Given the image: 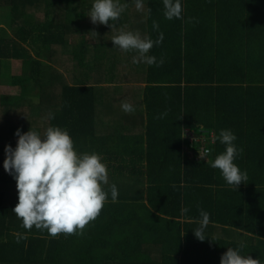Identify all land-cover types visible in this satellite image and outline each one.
Wrapping results in <instances>:
<instances>
[{"label":"trees","instance_id":"trees-1","mask_svg":"<svg viewBox=\"0 0 264 264\" xmlns=\"http://www.w3.org/2000/svg\"><path fill=\"white\" fill-rule=\"evenodd\" d=\"M92 3L0 0L13 12L5 23L10 28L0 26V82L8 78L20 89L19 98L1 106L42 98L59 52L75 78L61 85L41 125L8 118L7 136L0 133V264H220L227 248L241 243V255L264 264V0H181L182 13L172 19L163 0H143L141 9L135 0H119L125 11L112 22L114 31L87 17ZM120 30L150 37L155 63L114 47ZM9 60L12 71L4 67ZM122 102L144 107V133L133 145L97 126L99 109L115 115ZM50 126L66 129L78 153L119 154L108 163L101 156L109 195L99 215L83 230L56 237L22 227L13 214L16 181L3 168L5 147L18 139V129L43 135ZM221 129H230L243 149L235 163L248 180L237 190L206 161L224 151L215 139ZM186 131L200 140L185 138ZM201 210L210 217L205 241L192 232Z\"/></svg>","mask_w":264,"mask_h":264},{"label":"clouds","instance_id":"clouds-1","mask_svg":"<svg viewBox=\"0 0 264 264\" xmlns=\"http://www.w3.org/2000/svg\"><path fill=\"white\" fill-rule=\"evenodd\" d=\"M135 3L138 9L144 6L143 0H135ZM163 3L168 19L180 17L181 0H163ZM124 11L119 0H93L87 17L94 25H105L114 31L116 25L112 22L118 21ZM111 41L121 51H135L145 63H155V57L150 55L154 46L150 37L120 30ZM121 108L125 112L134 110L127 102H122ZM15 135L18 137L16 147H5L3 168L16 181L18 204L13 214L21 220L22 227L46 230L52 237L83 230L99 215L109 195L104 187L108 184L107 166L101 156L95 152L78 153L69 132L58 126L48 127L43 135L31 128L23 134L18 129ZM215 139L224 145V151L206 161L219 170L229 187L237 190L248 180L247 172L235 163L243 149L237 148V137L230 129H221ZM204 155L207 157L208 152ZM110 191L115 201L116 186L112 185ZM187 212V208L181 209L182 214ZM200 216V226L192 232L198 240L205 241L204 229L210 217L203 210ZM244 247L243 243L237 248L228 247L220 264H260L259 259L241 255Z\"/></svg>","mask_w":264,"mask_h":264},{"label":"rangeland","instance_id":"rangeland-1","mask_svg":"<svg viewBox=\"0 0 264 264\" xmlns=\"http://www.w3.org/2000/svg\"><path fill=\"white\" fill-rule=\"evenodd\" d=\"M32 1V0H27ZM13 14L12 10L10 11L9 8H3L0 7V20L1 24L0 26H5L6 28H10L9 24H5L9 18ZM24 14L16 15L14 20V25L18 23L23 17ZM12 17V16H11ZM34 22V19L29 17L27 19V24H31ZM8 26V27H7ZM9 32H13V30L9 29ZM59 59L55 57V65H56V72L53 73L52 78H50L49 82H52V85L47 86L46 92L43 94L42 98L36 97V98H28V99H19L20 103H14L13 107L11 106H1V103L4 99L10 98V97H20V89L14 88L12 85L10 86L8 78L3 79L2 82H0V133L2 136H7L8 133V127L6 126V122L8 118L12 120L13 123H19L20 125L25 126H34V125H41L40 122L43 119L48 118L49 111L51 110V106L54 102L57 101V95L60 92V87L63 83L68 82L72 83L74 82L75 78H71L70 75H68V71L66 70V64L67 59L59 52L58 55ZM62 57V58H61ZM4 67L10 68L11 71L15 68V65L12 60L5 61ZM20 70V69H19ZM13 73V72H12ZM123 83H120L118 85H121ZM137 85V82H130L129 86H135ZM18 95V96H17ZM45 96V98H44ZM19 102V101H18ZM187 137V135H186ZM192 138V136L190 137ZM18 140V139H17ZM17 140L12 141L9 145L14 149L16 147ZM196 140L199 141L196 137ZM16 191L15 189H11L9 192V200L14 201Z\"/></svg>","mask_w":264,"mask_h":264},{"label":"crops","instance_id":"crops-1","mask_svg":"<svg viewBox=\"0 0 264 264\" xmlns=\"http://www.w3.org/2000/svg\"><path fill=\"white\" fill-rule=\"evenodd\" d=\"M132 82V81H131ZM137 85H143V83H138ZM104 109H99L98 119H97V126L99 130L103 134L111 135L112 139H116V141H122V144H128V141L133 145L135 140L132 138L135 136L137 137L139 134L144 133V123L145 120L143 118L144 107L135 108L132 112H125L121 109L118 114H107L103 113ZM185 138H189L192 136L194 139H190L192 142H197L196 136H194L191 132L186 131L184 132ZM186 135H188L186 137ZM183 151L192 155L189 152L186 145H183ZM102 158H106V162H114L119 157L116 151L113 153L110 150L99 151L98 153ZM219 231L218 229L216 230Z\"/></svg>","mask_w":264,"mask_h":264},{"label":"built area","instance_id":"built-area-1","mask_svg":"<svg viewBox=\"0 0 264 264\" xmlns=\"http://www.w3.org/2000/svg\"><path fill=\"white\" fill-rule=\"evenodd\" d=\"M203 153H204V150L202 149V150H201V153H200V154H201V156L203 155Z\"/></svg>","mask_w":264,"mask_h":264}]
</instances>
